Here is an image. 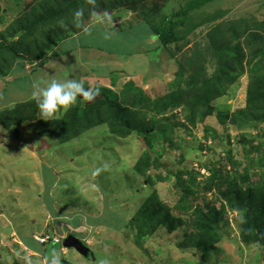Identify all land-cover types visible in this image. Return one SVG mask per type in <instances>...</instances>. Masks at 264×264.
Wrapping results in <instances>:
<instances>
[{"label": "rangeland", "instance_id": "rangeland-1", "mask_svg": "<svg viewBox=\"0 0 264 264\" xmlns=\"http://www.w3.org/2000/svg\"><path fill=\"white\" fill-rule=\"evenodd\" d=\"M70 1L0 0V93L6 91L0 112L32 99L34 79L73 75L98 89V99L109 94L125 110L122 115L132 132L121 126L111 108L95 110L83 100L60 114L62 129L54 132L56 138L38 139L24 125L17 133L0 125V264H49L54 248L34 239L44 234L62 239L72 234L90 247L91 259L62 245V264H264V247L243 240L246 213L227 204L219 190L205 191L209 168L226 160L228 149H233L238 168L247 166L246 155L256 159L263 153L253 146L262 142L264 125L241 130L232 122L252 119L246 113V94L253 73L246 64L253 53L244 39L250 31L264 32V0L205 3L177 29L182 39L159 51H149L153 40L135 28L152 32L149 23L198 0H86L66 13L47 12ZM80 9L84 16L76 21L74 13ZM51 14L55 18L49 25L27 32ZM105 16L113 23H99ZM85 28L91 34L82 42L90 45L63 56L59 43L72 37V30ZM106 32L110 39L104 38ZM239 46L246 54L243 73L226 95L211 103V115L191 120L198 83L215 76L220 64L231 66L233 58L221 54L238 52ZM56 48L60 55L52 57ZM10 67L7 86L3 71ZM174 93L181 94L184 104L172 102ZM76 117L84 118L86 128L61 140ZM152 127L156 131L138 132ZM150 148L154 153L148 158ZM105 164L108 170H103ZM97 169L101 171L94 174ZM180 183L192 191L186 215H181L185 198L178 194ZM197 207L204 210L199 218L194 216ZM215 210L222 221L212 225L211 237L219 251H198L192 246L193 234L200 230L196 220L202 223ZM139 233L146 236L141 243Z\"/></svg>", "mask_w": 264, "mask_h": 264}, {"label": "trees", "instance_id": "trees-1", "mask_svg": "<svg viewBox=\"0 0 264 264\" xmlns=\"http://www.w3.org/2000/svg\"><path fill=\"white\" fill-rule=\"evenodd\" d=\"M86 0H73L70 1L69 4L65 6L60 5L54 9H49L47 12H57L58 14H62L63 12H69L73 9H78V7L84 3ZM212 0H198V2L194 5H188L187 8L177 12L175 15L168 16L166 14L161 15L158 19V22L155 24L154 22L149 23L152 28V32H141V29L135 28L134 31H138L139 33L145 34L147 39H152L154 44L152 47H149L148 50H161L163 48L169 49L170 45L177 43L182 39V36L179 35L177 29L185 25V20L189 17L191 12L195 9H198L203 6V4L211 2ZM3 12V11H2ZM55 15V14H54ZM53 14H51L48 18H45L43 21L37 22V24L32 25L28 28L27 32H33L38 29L40 26H47L50 22L55 18ZM1 17L3 15H0ZM177 18V20H176ZM1 19V18H0ZM48 19V20H46ZM156 21V20H153ZM127 31V30H126ZM132 31V30H130ZM74 35L72 37H66L63 39L59 45L62 50V55L66 56L69 53L75 51L77 48L81 46H88L90 44H85L82 40L85 37V32L73 31ZM135 33V32H134ZM145 38V39H146ZM240 39V38H239ZM241 39H244V33L242 34ZM248 49L253 53L252 61H247L248 69L252 74L249 88L246 94V113H249L251 116V121L240 123V122H232L237 125L239 129L244 130L245 128H256L260 129V126L264 125V32L259 31H250L248 32L247 37L244 39ZM67 44H70L69 47H66ZM92 46V45H91ZM101 48V45H96ZM58 48V47H57ZM57 48L53 50L50 54L52 57L59 56L57 54ZM103 50H106L103 48ZM15 55L16 50L11 49ZM57 52V53H56ZM110 53L114 54L113 50H109ZM61 55V56H62ZM222 57H232L231 66L228 64H220V69L215 73V76L205 79L203 82L198 83L199 90L198 94L195 93V102L193 107H191L190 119L193 120L200 115L209 114L211 115L213 108L211 107V103L216 101L226 95L228 88L231 84H234L237 81V77L243 73L245 69V61L246 54L245 50H242L239 46V51L235 52L232 50H228L226 54H221ZM256 59V60H255ZM47 57L41 63L46 62ZM18 67V65H17ZM13 68V67H12ZM12 68L7 69L5 72V83L10 85V82L7 81L10 73L12 72ZM15 68V67H14ZM2 70L0 71V74ZM2 77V76H0ZM12 83V82H11ZM7 90V88H6ZM198 90H196L197 92ZM6 91L0 94V98L2 94H5ZM112 95L113 93L110 92ZM172 102H177L179 104H184L181 94L174 93L172 95ZM171 102V103H172ZM91 108H96V106H106L109 109L117 113L119 116V120L121 121V126L125 128L129 133L132 132V129L127 127V123L125 121V117L122 115L124 113V109H121L116 103L115 100H111L108 95H103V99H95L89 105ZM3 111L0 112V125L3 126L7 130L16 131L17 133L20 127H31L33 134L38 136V139L44 137H57L55 136V131L57 129H62V127L58 124V119L54 121H50L49 123H45V120L41 119L39 115V109L36 105V102L33 99H28L25 101H16L13 106H5ZM160 107V106H159ZM100 113V112H99ZM78 117V116H77ZM77 117L74 119V122L71 124V129L67 128V132L61 137V140L65 141L70 137H77L78 130L80 127L86 128L84 125V118ZM219 119L223 122L224 114L219 115ZM81 122V123H80ZM101 124V123H100ZM254 124V126H251ZM24 125V126H23ZM29 125V126H28ZM80 125V126H79ZM99 123L92 125L96 127ZM128 129V130H127ZM113 131L119 132L118 128L113 127ZM156 131V128L152 127L150 129H138V132L142 135H146V133H151ZM54 133V135H53ZM261 137H263L262 142L254 145L253 147L256 150H263L262 155L259 158L254 156L246 155V159L248 164L244 168H238V164L235 163L234 159V151L233 149H228L226 153V160L215 161V165L213 168H209L212 172L210 176H208L207 187H205V191L211 192L214 189L219 190L224 194V199L227 204H229L233 209L239 211L240 213H246V221L243 225L244 230L242 232L243 240L246 244H258L264 247V131L260 133ZM242 136H239L237 140L238 143L242 146L245 145V140L240 139ZM228 146L234 144L231 138H226ZM240 140V141H239ZM44 143V142H43ZM246 145L244 146V148ZM246 149V148H245ZM152 148L148 151V158H150L153 154ZM228 163L233 165V169L228 167ZM257 167V168H256ZM183 185L178 191V194H181L185 201L182 203L180 208L185 210L181 215H186L189 211V202L188 195L192 193L189 187H185L184 183H180ZM224 191V192H223ZM154 207V206H152ZM222 210H225V205H222ZM204 211L202 208L197 207L194 216H198L199 212ZM156 214V213H155ZM159 214V213H158ZM167 214V213H166ZM154 215V214H153ZM157 215V214H156ZM160 215V214H159ZM169 215V214H168ZM201 215L198 216V218ZM166 217V215H165ZM153 221H156L155 216H153ZM170 218L167 217V221ZM222 221V216L220 211L217 212L215 210V215L211 216L208 213L205 217H203V222L200 223V220H196V225L200 229L198 234H193V243L192 246L198 251H203L210 253L211 251L215 253L219 251L217 247L214 248L215 244L212 242L214 230L212 225L217 222ZM151 222V221H150ZM167 223V222H165ZM140 229L143 231H147V226H143ZM155 231V229L153 230ZM172 232V231H171ZM214 232V231H213ZM152 233V232H151ZM175 233V232H172ZM44 234L43 236H45ZM139 237L137 241L141 243L143 238L142 233H139ZM150 235V234H149ZM50 240L42 245V246H52V248L61 251L62 249V238L59 237L60 240L58 243L53 242V236L50 235ZM85 243V242H84ZM64 248V246H63ZM45 249V248H44ZM47 250V248H46ZM46 250L43 252L46 253ZM92 252V251H91ZM211 254V253H210ZM46 255V254H45ZM202 257V256H201ZM92 258L90 253L89 259ZM204 258V256H203Z\"/></svg>", "mask_w": 264, "mask_h": 264}, {"label": "clouds", "instance_id": "clouds-1", "mask_svg": "<svg viewBox=\"0 0 264 264\" xmlns=\"http://www.w3.org/2000/svg\"><path fill=\"white\" fill-rule=\"evenodd\" d=\"M83 16V9L77 10L74 13L76 21H80ZM99 23L112 24L113 21L110 16H105L101 18ZM84 31L85 34H91L89 28H85ZM104 38L110 39L111 34L106 32ZM32 89V99L36 102L41 119L45 121L57 120L61 113L68 112L79 100L92 102L99 95L98 89L94 90L90 86L86 87L82 78H76L73 75L65 76L62 79L57 78L55 74H52L51 78L38 77L34 79ZM108 169L109 165L105 164L103 170ZM100 171L101 169H97V172L94 174H98ZM241 220H243V217H241ZM85 244L88 246L87 243ZM48 259L49 264H62V254L59 250L53 249Z\"/></svg>", "mask_w": 264, "mask_h": 264}, {"label": "water", "instance_id": "water-1", "mask_svg": "<svg viewBox=\"0 0 264 264\" xmlns=\"http://www.w3.org/2000/svg\"><path fill=\"white\" fill-rule=\"evenodd\" d=\"M63 246L66 249H74L85 258L90 257L91 250L89 247L82 240L78 239L72 234H69L67 237H65Z\"/></svg>", "mask_w": 264, "mask_h": 264}, {"label": "built area", "instance_id": "built-area-1", "mask_svg": "<svg viewBox=\"0 0 264 264\" xmlns=\"http://www.w3.org/2000/svg\"><path fill=\"white\" fill-rule=\"evenodd\" d=\"M50 236L49 235H45V236H36L35 240L37 241L38 244L40 245H44L46 244L49 240H50ZM60 240L58 238H53V242L54 243H58Z\"/></svg>", "mask_w": 264, "mask_h": 264}, {"label": "crops", "instance_id": "crops-1", "mask_svg": "<svg viewBox=\"0 0 264 264\" xmlns=\"http://www.w3.org/2000/svg\"><path fill=\"white\" fill-rule=\"evenodd\" d=\"M47 65H48V64H47ZM1 81H2V80H1ZM3 81L5 82V80H3ZM7 81H8V79H7ZM5 85H6V84H5ZM2 92H3V91H2ZM2 92H1V93H2ZM1 93H0V94H1ZM28 99H29V98H28ZM28 99H27V100H28ZM23 101H25V100H23Z\"/></svg>", "mask_w": 264, "mask_h": 264}, {"label": "bare ground", "instance_id": "bare-ground-1", "mask_svg": "<svg viewBox=\"0 0 264 264\" xmlns=\"http://www.w3.org/2000/svg\"><path fill=\"white\" fill-rule=\"evenodd\" d=\"M64 239H65V238H63V240L61 241V242H62V244H63V241H64ZM78 239H79V238H78Z\"/></svg>", "mask_w": 264, "mask_h": 264}]
</instances>
